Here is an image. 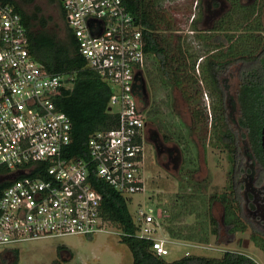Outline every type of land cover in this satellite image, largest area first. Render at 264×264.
I'll list each match as a JSON object with an SVG mask.
<instances>
[{
    "label": "built area",
    "instance_id": "1",
    "mask_svg": "<svg viewBox=\"0 0 264 264\" xmlns=\"http://www.w3.org/2000/svg\"><path fill=\"white\" fill-rule=\"evenodd\" d=\"M61 9L85 67L110 87L106 111L115 124L90 134L87 159L65 155L72 125L54 98L74 72H52L37 62L15 3L0 0V181H9L0 190V246L104 230L108 221L93 178L129 203L144 189L141 28L121 0H61ZM164 216L159 206L132 214L137 237L151 240L160 256L168 253L155 235Z\"/></svg>",
    "mask_w": 264,
    "mask_h": 264
},
{
    "label": "trees",
    "instance_id": "2",
    "mask_svg": "<svg viewBox=\"0 0 264 264\" xmlns=\"http://www.w3.org/2000/svg\"><path fill=\"white\" fill-rule=\"evenodd\" d=\"M3 1L15 3L20 12L27 30V47L33 58L49 71L74 72L70 86L63 88L54 98V104L67 114L72 125L71 141L65 155L87 159L90 134L115 124L114 116L106 111L111 92L109 85L95 71L85 67L84 59L77 53L75 37L68 27L63 26L62 35L52 34L46 29V20L37 15L39 7H35L32 13L22 9V5L33 0ZM56 1L60 18L64 19L61 0ZM121 1L141 28L143 51L146 60L155 61L160 86L179 91L189 108L192 127L204 130L203 142L209 134L211 147L225 151L229 162L223 189L209 194L202 192L199 197L203 205L202 215L207 219L210 231L199 223L198 235L186 239L200 242L209 233L218 238L220 224L211 208L217 201L222 205L221 225L226 233L244 232L249 226V238L264 251V214L252 216L257 203L264 204V154L261 148L264 125V0L249 3L226 0L229 9L215 20L210 33L200 31L197 25L200 14L194 15L190 27L197 32L195 37L206 50L197 62L199 78L194 73L197 55L177 33L172 12L163 8L159 0ZM213 5L217 6L218 1L213 0ZM33 20L41 29H31ZM231 77L233 88L229 90ZM201 84L211 96L210 116L205 108L198 107L203 94ZM138 89L140 99L144 101L141 84ZM143 111L149 112L145 103ZM182 176L190 182V189H199L201 185L204 188L205 184L193 180L190 174ZM8 183L7 180L0 181V190ZM93 185L101 194V216L120 229V241L129 248L132 264H257L251 256L233 250L224 251L220 257L184 254L166 261L151 249V240L137 237L138 227L133 213L129 212L126 197L102 180L93 178ZM245 209L249 210L248 215ZM165 228L170 238H183L174 229ZM14 255L12 262L17 259L15 252Z\"/></svg>",
    "mask_w": 264,
    "mask_h": 264
},
{
    "label": "rangeland",
    "instance_id": "3",
    "mask_svg": "<svg viewBox=\"0 0 264 264\" xmlns=\"http://www.w3.org/2000/svg\"><path fill=\"white\" fill-rule=\"evenodd\" d=\"M241 1L249 3L252 0ZM207 2L214 9L212 0H198V3L196 0H159L163 8L173 13L177 33L182 35V39L197 55L194 67L197 78V62L206 54V50L203 43L196 39L197 32L191 29L190 24L194 15L200 14L199 12L207 15ZM222 3V11L225 12L229 9V2L222 0ZM35 7H39L37 15L46 20V29L52 34L62 35L63 26H67L65 20L60 18L58 2L33 0L22 5V9L27 13L34 12ZM198 19L197 25L202 33L211 28L210 21L204 20L201 15ZM32 23L33 31L41 29L35 20ZM143 74L147 79V96L144 101L141 99V103L144 105L146 102V110L150 114L144 111L145 120L149 128L156 131L166 142L164 147L174 150L172 154H176L178 158L174 163L167 153L157 155L150 145L144 147V189L131 195L132 202H128L129 212L133 213L137 207L156 209L159 206L163 210L166 216L161 218L155 235L164 239L163 246L168 253L162 257L166 261L175 260L184 254L220 257L224 251L233 250L251 256L257 264H264V251L249 238V226L244 232L239 231L233 235L226 233L221 225L222 205L217 201L213 202L211 208L213 216L220 224L219 236L214 238L208 232L210 227L202 215L203 205L199 197L202 192H220L226 185L229 168L226 153L217 147H211L209 134H206L203 142L204 130L192 127L189 108L179 91L176 88L166 90L160 86L155 61L147 58ZM228 82L229 90H232V77ZM202 91L198 107L205 108L210 116L211 96L204 87ZM231 112L234 115V111ZM183 174H190L193 180L204 183V188L202 189L201 185L199 189H190V182L186 181ZM190 193L192 196H188ZM260 211L264 213V210L257 208L256 212ZM248 212L249 210L245 209L246 215ZM199 223L209 234L200 242L186 239L198 235ZM166 226L183 237L175 239L181 240L183 244L175 243L174 239L168 236ZM104 227V230L91 236L71 234L0 246V264H132L129 248L120 241V229L111 222H107ZM14 252L17 259L12 262Z\"/></svg>",
    "mask_w": 264,
    "mask_h": 264
},
{
    "label": "flooded vegetation",
    "instance_id": "4",
    "mask_svg": "<svg viewBox=\"0 0 264 264\" xmlns=\"http://www.w3.org/2000/svg\"><path fill=\"white\" fill-rule=\"evenodd\" d=\"M216 1H218V5L217 6H214V9H212L210 7V3H208L209 1L207 2V5L205 6V8H206L205 10L208 12L207 15L204 14L203 12H200L201 17H203L204 20L210 21V24L212 23L211 26H210L211 28L209 30H206L205 33L211 32V30H212V28L214 26L215 20L223 12L222 11L223 10L222 9V4H223L222 3V0H216ZM212 4H213V0H212ZM141 81H142V90H143L142 91V95H143V99H146V96H147L146 89H145V86H146V78H142ZM144 130H145L144 147L146 145H150L151 148H154V151H155V153L157 155H160V154H162L164 152L167 153V156L168 157H171L172 161L175 163L176 160H177V158H178V156L176 154H174V155L172 154V152L174 150H172L170 147H164V145H165L166 142L161 137H159V135H158V133L156 131L151 130L149 128V126H148V124H147L146 121H145V128H144ZM144 150H145V148H144ZM256 208H260L261 210H264V204H258L257 203ZM252 214H253L252 216H255V215H258V214L261 216L264 213L263 212L261 213V211L260 212L254 211V212H252ZM262 218L264 219V215H262Z\"/></svg>",
    "mask_w": 264,
    "mask_h": 264
},
{
    "label": "water",
    "instance_id": "5",
    "mask_svg": "<svg viewBox=\"0 0 264 264\" xmlns=\"http://www.w3.org/2000/svg\"><path fill=\"white\" fill-rule=\"evenodd\" d=\"M263 117H264V115H263ZM261 148H262V152L264 154V125H263V127L261 129Z\"/></svg>",
    "mask_w": 264,
    "mask_h": 264
},
{
    "label": "crops",
    "instance_id": "6",
    "mask_svg": "<svg viewBox=\"0 0 264 264\" xmlns=\"http://www.w3.org/2000/svg\"><path fill=\"white\" fill-rule=\"evenodd\" d=\"M174 241H175V243L183 244V243H181V242H182L181 240H175V239H174Z\"/></svg>",
    "mask_w": 264,
    "mask_h": 264
}]
</instances>
